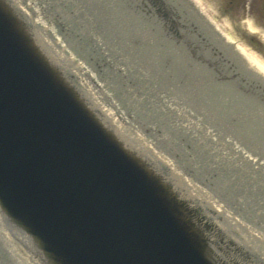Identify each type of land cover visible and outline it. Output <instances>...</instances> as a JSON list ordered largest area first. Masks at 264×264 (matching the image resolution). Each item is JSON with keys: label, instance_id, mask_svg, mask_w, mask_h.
<instances>
[{"label": "bare ground", "instance_id": "1", "mask_svg": "<svg viewBox=\"0 0 264 264\" xmlns=\"http://www.w3.org/2000/svg\"><path fill=\"white\" fill-rule=\"evenodd\" d=\"M51 1L55 2V0H0V22L4 24L3 26L0 23V28H2L4 36L7 35L10 40L20 41L33 53L44 68L52 73L54 80L63 84V88L71 99L94 121L98 128L130 160L144 170L151 182L157 185L165 201L171 205V208H175V213L179 215L183 207L191 216L194 208L185 203L189 201H194V207L198 206L201 210L205 208V212L206 209L214 212L212 214L216 217H212L210 220L212 226L208 223L209 221L203 225H206L207 228H214L221 240L225 236L224 241L228 244V248L236 250L235 253L238 257L234 253L227 257L226 254L222 256L218 250L214 251L211 245L214 246L216 243L210 239L207 233H204L206 239L203 236L194 237V240L200 246L202 245L201 249L204 255L210 259L212 264H218L216 255H219L225 264H232L228 262L230 259L240 262L251 255L259 259L258 262L261 263L264 260V239L261 240V237L256 234V230L264 237L263 221L259 219L258 223H253L248 217V210L245 209L246 205L242 199L245 197L241 193L242 190L236 187L238 184L234 183L235 185L228 187L223 181L236 180L239 173L243 177L253 174L245 171L237 163L234 164L232 161L228 163L230 158L249 162L252 159L249 154L257 155L258 151H261L259 148L264 149V136L258 134L264 126L263 56L254 51L250 45L241 43L227 32V34L224 33L219 24L210 15H206L208 13L207 6L203 0H87L80 2L85 4L80 5V20L73 16V9L53 13ZM58 1L63 2V0ZM71 1L67 0L66 2L70 3ZM89 8L92 9V13L88 12ZM89 15L92 19L91 25L86 20ZM138 16H142L145 20L150 19L153 30L158 29L164 33L165 39L170 41L172 46L179 45L177 52L181 56L183 54L189 56L190 62H194L197 67L204 64L208 72L218 73L215 77L218 76L220 82L230 84L238 92L250 95L245 102L240 98L241 96L236 100V104H242L244 109L239 111L240 113L236 114L233 120L232 117L229 118L227 104L232 98L226 94L222 95L221 92L215 101L210 95H214L215 92L212 90L220 84L209 87L205 85L207 82L202 79L197 81L201 83L200 85H197V82L183 83L182 80L179 83H175L176 80L168 81L182 87L181 89L174 87L179 93V98L174 96L171 100L174 103L173 106L179 99L183 104L181 105L180 102V105H176V109L170 106L168 107L169 112H162V114H169V116L167 115V120L170 121L169 129H162L160 126L162 121H158V123L154 121L157 117L153 118L152 113H150V120L143 117L138 118L136 111L131 108L132 100L128 101L127 109L124 107L123 100L117 103L115 100L119 97L115 90L117 88L122 91V88L117 83L109 81L112 68L108 60H102L101 65V63H97L93 55L91 56V53L94 54V51L105 47L112 49V44L117 40L116 32L124 30L125 34L135 36L143 35V32L144 35L150 34L146 30L147 24L139 21ZM247 25L251 32L259 31L253 19H247ZM90 31L93 36L87 35ZM92 37L94 41L90 43ZM124 37L122 39H129ZM106 38L113 39L111 45L108 44ZM143 40L138 38L135 41H128L124 47L122 46L123 52L129 53V46L135 49L142 43L148 44L149 40L153 41V38L146 36ZM119 48L121 49V47ZM167 56L170 59L178 60L174 56ZM125 57L127 60V55ZM125 57H123L124 60ZM129 57H131L130 54ZM160 57L162 56L155 53L154 56L148 55L147 58L151 63H154ZM48 58L52 60H48ZM98 58L100 60V57ZM92 60L96 63L92 64ZM50 63L54 66L51 67ZM59 65L66 70V72L59 71L60 75L63 73L61 75L63 79L58 74ZM93 65L98 66V69L95 70H99V73L92 70ZM105 69L107 73H103ZM147 72L156 74L151 67L149 69L143 67L140 72L134 69L135 74L129 76L136 79L137 73L140 76ZM175 72L179 73L178 70ZM180 73L183 77H187L185 75L187 69L180 67ZM160 74L162 73L160 72ZM168 74L174 76L172 71ZM112 79L115 80L114 77ZM139 80L141 79L139 78ZM77 81H81L82 89L88 91L87 96L83 93L86 98L82 96V93L79 94V90L76 92L73 90ZM165 92L170 94L169 90ZM239 95L241 94L239 93ZM145 98L151 102H147L148 105H154L153 100L156 97L152 96L150 99L145 95ZM188 109L196 111L197 116L195 117L197 118L190 115ZM172 110H176L178 116L176 114L174 117L175 114L172 113L174 112ZM186 113H189V122L179 123L177 119L185 117L183 115ZM171 117L174 120H171ZM249 117L253 124L248 126L247 118ZM142 119L148 120L146 121L148 123L143 124ZM199 120L202 125L198 123ZM137 121L141 123V129L137 125ZM130 123L134 127H131ZM185 134L188 135L191 144H186L187 148L183 146V151L191 149L192 155L198 157L190 161L193 163L192 168L176 165V163L179 164L178 154L181 153L179 143L185 138L181 135ZM241 134L244 140H237V136H241ZM249 143L255 147L248 146ZM242 144L248 147L251 153L249 151L248 154L241 152L238 147ZM235 148L237 149L235 150ZM223 150L228 152L230 157L227 154L220 157ZM260 161L259 167H255L254 171H264V162ZM204 164L209 165L208 172L202 171ZM159 165L161 168L158 167ZM227 165H230L231 168L228 169ZM231 172L234 175H231ZM245 181L251 185L249 179ZM253 181L254 185H260L255 179ZM205 187L209 190L206 191ZM217 194L225 198L220 196L225 205L217 203ZM256 194L259 195L260 192H256ZM215 198L217 199L215 200ZM248 198L255 199V196L250 195ZM260 200L264 203V198ZM261 206L264 207V204ZM184 219L180 220L185 228L193 231L191 226L195 225L187 217ZM189 230V235L195 234L194 232L190 233ZM223 231L226 232V235ZM203 240L204 242H201ZM204 243H207L209 250L204 247ZM0 247L2 248L0 262L4 264H62L54 253L46 250L44 240L34 232L28 221L14 215V211L1 198ZM216 247L219 248L220 245H216Z\"/></svg>", "mask_w": 264, "mask_h": 264}, {"label": "water", "instance_id": "2", "mask_svg": "<svg viewBox=\"0 0 264 264\" xmlns=\"http://www.w3.org/2000/svg\"><path fill=\"white\" fill-rule=\"evenodd\" d=\"M1 29L0 198L14 215L62 264H212L144 170Z\"/></svg>", "mask_w": 264, "mask_h": 264}, {"label": "rangeland", "instance_id": "3", "mask_svg": "<svg viewBox=\"0 0 264 264\" xmlns=\"http://www.w3.org/2000/svg\"><path fill=\"white\" fill-rule=\"evenodd\" d=\"M67 1V0H66ZM59 2L58 0H55V2H52V12L53 13H59L60 11H71L73 13V16L77 19H79L80 17V9L81 6L80 5H85L84 3H80L82 2H86L87 0H72L70 3L66 2ZM91 1V0H89ZM204 4L207 6V14L206 15H210L212 19H214L215 22H217L219 24V26L221 27V29L224 31V33H229L232 37H235L237 40H239L241 43L243 44H247L250 45L251 48L256 51L259 55L263 56L264 58V0H203ZM55 3V4H54ZM61 3V4H60ZM67 6V7H66ZM209 8V9H208ZM92 9L89 8L88 12H91ZM72 13H70L72 15ZM253 19L255 25L259 28V31L257 32H251L248 29V25H247V19ZM139 21H142L143 23H146V30H148V32L150 34L148 35H138L135 36L133 34H125V31H120V32H116L115 33V38L117 39L115 41L114 44H112L113 39H107L108 40V44H112V49H109L108 47L103 48L99 51H94L91 53V56L93 55V58H95L97 60V63H102V60H108L110 67L112 68V71L110 69V74L112 75V77L115 78V80L112 79L111 75H109V81L110 82H114L117 83L119 85L120 88H122V91L117 90L116 88V92L119 98H116L115 101H117V103H119V101L123 100V104L124 107L127 109L128 108V101H131V108L133 109V111H136L135 113L138 115V118H144V119H151V114L152 113V117L155 118L157 117V119H154V121H156L158 123V121H162V125L161 128L162 129H169L170 128V121H168L167 119V115L169 116V114H162L163 111H167L169 112L170 109H168V107H172L173 106V102L171 101L174 96L179 98V93L175 90L176 88L181 89V86H177L175 83H179V81L182 80L183 83H192V82H197L200 81L201 79L203 81H206L207 84L205 83V85L211 87L210 85L216 86L217 84H220L218 86H216L217 88L213 89L210 88L212 90V92H215L214 95H210L211 97H213L214 99H218L219 94L222 92V95L226 94L228 97L232 98V100L227 104L228 108V112H229V118L232 117L235 118L234 116L238 113H240L239 111H242V109H244V106L240 103L236 104V100L237 98L244 99V102L249 98L250 95L243 93V92H238V90L236 88H232L230 86V84H223V82L219 81V77L215 75H218V73L215 72H208L206 70V67L203 65L200 66H196V64L194 62H190L189 56H187L186 54H183L182 56L180 55V53L177 52V50L179 49V45L176 46H172V44L170 43V41L166 40V36L164 35V33L160 32L158 29H154L153 30V25H152V21L149 19H144L142 16H138ZM75 20V18H74ZM80 20V19H79ZM88 23L91 25V17L90 15L87 16ZM75 27V24H74ZM165 31V30H164ZM92 31L88 32L87 35H91L93 36V34L91 33ZM226 33V34H227ZM125 36L126 38H129L127 40L122 39V37ZM146 36H152L153 41L149 40L148 44L144 43L143 38H145ZM124 37V38H125ZM138 38H142L143 43L139 46H137L135 49L131 48L130 46L128 47L129 53H125L123 52L122 46L124 47L125 44H127L128 41H135ZM94 41V38L92 37L90 40V43ZM121 47V49L119 48ZM184 47V46H182ZM126 48V47H125ZM162 49V51H160ZM155 53H158L160 56L159 60H155L154 63H151L150 60L147 58L148 55H153ZM99 54V55H98ZM105 54V55H104ZM129 54L131 57H129ZM127 55V60H126V56ZM167 55H171L174 56L177 59H170ZM100 57V60L99 58ZM125 57V60L124 58ZM48 60H52L51 58H48ZM99 60V61H98ZM141 61V62H140ZM140 62V63H138ZM143 62V64H142ZM91 63H96L93 60L91 61ZM148 63H150L148 65ZM169 64V65H168ZM51 67H53L54 65L52 63H50ZM60 68L57 66L55 67V69L57 68L58 70V74L60 75V70H64L66 72V70L59 65ZM94 68L92 70L98 69L97 65H93ZM146 67L149 69V67H151V69L153 70V72H156V74L154 75V73H146L143 75H140L137 73L138 77L136 79L131 78V76L129 75H134V69H137L138 72H140V70L142 71L143 67ZM180 67H183L185 69H187V74H185L187 77H183L182 74L180 73ZM205 67V70H204ZM164 70V72H162V70ZM169 69V71H167ZM175 70H178V74L175 72ZM172 71L174 73V76L169 75L168 73ZM95 73H99V70H95ZM107 73L106 69L105 71H103V73ZM160 72L162 74H160ZM67 74V73H66ZM63 75V73L61 74ZM60 75V76H61ZM157 77H154L156 76ZM62 77V76H61ZM74 78V75L72 76ZM139 78L141 80H139ZM63 79V77H62ZM78 80V78H77ZM169 80H176L175 83H169ZM81 81H77L75 83L76 87L73 89L75 92L79 90V94L81 95V93L85 94L87 96L86 93H88V91H86L85 89H82V84H80ZM197 85H200V82H197ZM216 83V84H215ZM215 84V85H214ZM115 85V84H114ZM204 85V83H203ZM89 87V86H88ZM91 87V86H90ZM174 87H176L174 89ZM206 88V86H204ZM169 90L170 94H167L165 91ZM181 91V90H179ZM239 93L241 95H239ZM84 94L82 95L83 97ZM125 94V96H124ZM123 95V96H122ZM145 95L150 99L151 97H156L153 101H154V105H148L147 99L145 98ZM90 96V95H89ZM205 96V95H204ZM91 97V96H90ZM196 97V96H195ZM86 98V97H85ZM215 99V101H216ZM182 104V101H180V99L177 101V104L180 105ZM238 102H240L238 100ZM151 103V102H149ZM176 104V105H177ZM176 105H174L172 108L176 109ZM149 106V107H148ZM130 107V106H129ZM148 107V108H147ZM151 110V111H150ZM190 111V115H193V117L197 116V112L196 111H191V109H188ZM174 111V110H172ZM174 117H176V114L178 116L177 111L175 110L174 112H172ZM133 114V113H132ZM162 114V115H161ZM155 116V117H154ZM172 116V117H173ZM185 117H182L179 120V123H184V121H188V119L190 117L189 113H186L185 115H183ZM148 117V118H147ZM171 117V120H174ZM197 118V117H195ZM129 119V118H128ZM144 119H142V121H144ZM160 119V120H158ZM146 120V121H148ZM197 120V119H196ZM130 122V119L128 120ZM141 121V122H142ZM144 121L143 124L148 123ZM137 125L140 127V129L142 128L141 123H139V121L136 122ZM151 123V122H150ZM202 125V122L199 120V122ZM154 124V123H153ZM253 121L252 119L249 117L247 118V125H252ZM131 127L132 123H130ZM145 126V125H143ZM204 126V125H203ZM159 127V125H158ZM193 130V129H191ZM245 133V132H242ZM197 135H199L198 133H196ZM261 136H264V126L262 127L261 130H259V133ZM223 136V135H222ZM181 137H185L181 143H179V147L181 150V153L178 154V157L180 160L179 164L176 163L177 166L179 167H191L192 168V164L190 163V161H193V159H197L198 157L196 155H192L191 149H186V153L183 151L184 148L183 146H185L187 148V145H189V143L191 144V140H189L188 135H181ZM177 138V136H176ZM188 138V139H187ZM259 138V136H258ZM238 139H243V135L241 134V136H237V140ZM238 142V141H237ZM240 142V141H239ZM231 146V145H230ZM239 146V145H238ZM248 146L250 147H255V145H252L251 143L248 144ZM190 148V147H188ZM238 148H240L239 150H241V152H243L244 154H248L250 152L248 147H245L243 144L241 146H239ZM142 149V148H141ZM166 149V148H165ZM237 148H235L236 150ZM261 151H258L257 155L254 154H249L251 156L252 159L249 160V162H241V160L236 161L238 159L236 158H230L228 163L234 162V164L237 163V165H240L245 171L253 173L252 175L248 176H241L240 173L237 175L236 180H231V181H223L224 184H226L228 187H231L232 185H235L234 183H237L238 185H236V187L240 190H242V194L245 198H242L245 203V209L248 210V217L250 218V220L253 223H258L260 220H262L263 224H264V207H262L261 205H263L264 203L261 202L260 199L264 198V171H254L255 167L258 168L259 164L262 160L264 162V149L259 148ZM249 151V152H248ZM143 152L145 153V150L143 149ZM141 153V152H140ZM189 153V155H188ZM251 153V152H250ZM224 154H227L228 157H230L229 153L225 152L224 150L220 153V157L223 156ZM212 155V154H211ZM217 155V153H216ZM238 156V155H237ZM227 157V158H228ZM192 158V159H191ZM255 160V161H254ZM195 161V160H194ZM209 161V160H208ZM210 161H213L210 159ZM254 162V164H253ZM158 165V164H157ZM181 165V166H180ZM256 165V166H253ZM204 168L202 171H207L210 170L209 165L204 164L203 165ZM225 166V165H224ZM159 168L160 165L158 166ZM226 167H228V169H230V165H227ZM252 171V172H251ZM208 172V171H207ZM234 172V170H233ZM231 172V175H234V173ZM249 179L251 181V185H249L245 180ZM256 180L257 183H260V185H254V181ZM253 183V184H252ZM202 186V185H201ZM209 186V184H208ZM206 191L209 190V188L205 187ZM212 189V186L210 187V190ZM256 192H260L259 195L256 194ZM254 193V194H253ZM250 195H254L255 199H249L248 196L250 197ZM221 195L217 194L218 197V201L217 203L225 205V203L222 201L221 198H223ZM242 196V197H243ZM240 197V196H237ZM179 199V198H178ZM217 198H215L216 200ZM225 199V198H223ZM257 200V201H256ZM221 201V202H220ZM242 202V205L244 204ZM182 203V201H181ZM186 204L190 205V207L194 208V211L191 212V216L188 214V212L182 207L181 208V213L179 214L181 219H184L187 217L188 220H191L193 222V224L195 226H191L192 230L194 231L196 236H203V238L206 239L205 234L207 233L208 236L210 237V239L214 240V243H216V245H220V249L218 247H216V245L212 246L213 250L216 251L218 250V252L221 253L222 256H224V254L227 255V257L230 255L231 253H234L237 255V253H235L236 250L233 249H229L228 248V244H226L225 240V236H223V240L220 239V237H218L216 230L214 228H207L206 225H203L204 223L208 222L210 223V220L212 217H216L215 215H213L212 213H214L213 211L211 212L209 209H206L205 212V208L204 210H201L198 206L194 207V201H189V202H185ZM184 204V201H183ZM196 218H194V217ZM263 216V217H261ZM260 219V220H259ZM210 226L211 223H210ZM196 227V228H195ZM218 229V228H216ZM205 233V234H204ZM224 233V231H223ZM222 233V234H223ZM220 234V233H219ZM226 235V232L224 233ZM256 234H258L259 237H261V240L264 239L263 236L260 235L259 231L256 230ZM201 242H204L201 241ZM204 247L207 249L209 248L207 243H204ZM216 247V248H215ZM0 250H2V248L0 247ZM209 250V249H207ZM224 250H227L228 252H225ZM4 251V250H3ZM213 251V252H214ZM3 254V252H2ZM215 254V253H214ZM235 255V256H236ZM1 256V255H0ZM216 261L218 264H225L224 261L222 260V258L219 255H216ZM238 257V255L236 256ZM231 258V257H230ZM240 258V257H239ZM1 259V257H0ZM245 260H241L240 262H236L235 260H228V262L232 263V264H264V260L259 263L258 260L256 259L254 255H251L248 258H244ZM0 264H4L3 262H0Z\"/></svg>", "mask_w": 264, "mask_h": 264}]
</instances>
